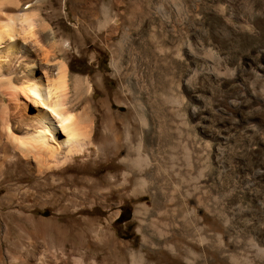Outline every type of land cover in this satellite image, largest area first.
Listing matches in <instances>:
<instances>
[{"label": "rangeland", "instance_id": "374dc122", "mask_svg": "<svg viewBox=\"0 0 264 264\" xmlns=\"http://www.w3.org/2000/svg\"><path fill=\"white\" fill-rule=\"evenodd\" d=\"M23 2L106 146L43 179L0 168V264H105L109 233L145 264H264V0Z\"/></svg>", "mask_w": 264, "mask_h": 264}, {"label": "bare ground", "instance_id": "6f19581e", "mask_svg": "<svg viewBox=\"0 0 264 264\" xmlns=\"http://www.w3.org/2000/svg\"><path fill=\"white\" fill-rule=\"evenodd\" d=\"M31 8L32 5L23 0H0V168L6 173L9 167L24 163L29 173L42 178L65 168L78 156L101 154L105 142L99 143L95 137L89 85L75 80L71 86L67 64L57 59L59 47H45L46 27H41ZM234 107L237 113L242 111L243 114L246 110L241 105ZM106 109L110 119L103 135L116 155L121 138L115 130L116 117L110 114V107ZM236 119L244 124L240 118ZM131 140L127 132L126 144L138 157L127 158V162L130 168L140 171L149 161L140 157L141 141L135 148ZM18 168L19 165L16 170ZM114 179L110 185L116 189L119 186ZM66 210L65 207L59 209ZM192 229L202 240V228L192 226ZM102 243L106 251L105 264L116 263L126 255L131 264H145L143 255L130 250L110 233ZM169 247L174 251L171 245ZM155 250L152 248L148 253L151 255ZM89 253L94 258L92 264H98V248H90Z\"/></svg>", "mask_w": 264, "mask_h": 264}]
</instances>
